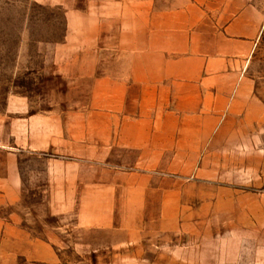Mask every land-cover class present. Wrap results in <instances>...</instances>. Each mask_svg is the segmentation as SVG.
<instances>
[{
  "label": "crops",
  "instance_id": "0c3cea01",
  "mask_svg": "<svg viewBox=\"0 0 264 264\" xmlns=\"http://www.w3.org/2000/svg\"><path fill=\"white\" fill-rule=\"evenodd\" d=\"M60 4L65 42L30 49L25 39L15 58L33 77L28 86L4 80L0 65V207L21 199L19 153L51 144L52 72L77 88L88 72L94 139L85 156L94 182L102 162L111 168L109 199L125 211L115 216L163 225L200 215L198 222L225 227L221 238L232 240L224 246L253 250L237 264H264V101L250 73L261 53L264 8L252 0ZM85 110L78 107L76 117L84 119ZM19 216L0 217V240L24 248L12 251V261L54 262L49 241L22 229Z\"/></svg>",
  "mask_w": 264,
  "mask_h": 264
},
{
  "label": "rangeland",
  "instance_id": "374dc122",
  "mask_svg": "<svg viewBox=\"0 0 264 264\" xmlns=\"http://www.w3.org/2000/svg\"><path fill=\"white\" fill-rule=\"evenodd\" d=\"M62 1L81 6L88 0H50L49 4H41L39 0H0V65L4 69V80L26 86L32 81L27 68L17 69L16 66L15 58L24 47L25 39V48L30 49L43 42L52 43L53 47L65 42L67 12L60 4ZM252 1L264 8V0ZM73 10L77 12L76 8ZM262 39L260 55L251 59L250 73L264 101V24ZM69 42L70 46H76V40ZM72 67L69 76L75 74L76 67ZM88 75V72L80 75L85 87L77 88L72 86L76 83L74 80L69 79L66 87L59 75L52 72L48 80L52 84L51 144L44 151L19 153L23 193L18 203L0 207V217L12 222V218L17 220L21 215L22 229L31 236L48 240L56 260L47 264H237L251 259L252 249L224 246L228 238L231 239L221 238L226 234L225 227L198 222L203 220L200 215L190 216L191 224L169 222L163 225L150 221L149 216H115L116 212L125 211L119 202L109 199L111 168L102 162L99 179L94 182L96 176L93 177L92 164H89L92 159L85 156L87 146L92 145L94 139L87 104L92 93ZM36 76L38 80V74ZM76 100L82 101L76 104ZM77 106L86 109L84 119L76 117ZM78 127L84 130L75 131ZM15 214L17 217L13 216ZM124 218L130 221L128 225L116 223ZM143 228L141 236L137 230ZM11 243L0 240V264H46L28 261L25 255L12 261L10 256L16 248ZM16 250L23 252L24 248Z\"/></svg>",
  "mask_w": 264,
  "mask_h": 264
}]
</instances>
